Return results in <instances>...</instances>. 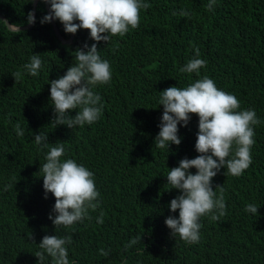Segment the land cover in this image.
Wrapping results in <instances>:
<instances>
[{"label": "trees", "instance_id": "obj_1", "mask_svg": "<svg viewBox=\"0 0 264 264\" xmlns=\"http://www.w3.org/2000/svg\"><path fill=\"white\" fill-rule=\"evenodd\" d=\"M34 1L0 0V13L13 25L26 26ZM207 3L151 0V7L140 11L138 28L100 42L86 28L72 42L60 40L52 22L41 23L48 12L45 0L37 2L29 29L12 30L0 17V264H40L39 242L49 234L72 236L67 247L76 264H264V0H217L215 11ZM185 8L190 17L180 15ZM85 43H98L111 63V82L94 87L103 114L91 125L57 126L50 81L76 63L75 50ZM197 47L206 67L200 75L181 72ZM33 54L44 61L38 76L23 67ZM204 75L235 93L241 109H255L262 122L255 126L252 163L244 174L226 175L222 168L213 177L217 193L225 190L226 215L218 221L203 216L201 239L189 244L165 223L169 215L179 216L169 204L181 191L168 189L166 174L182 158L200 154L199 115L192 113L189 124L179 126L181 144L160 149L159 96ZM17 122L23 136L17 135ZM40 131L48 133L50 144L64 143L67 157L95 173L100 204L70 227H57L49 218L56 197L45 196L40 169L48 149L35 143ZM249 202L260 206L258 213L245 211ZM133 238L138 242L129 247ZM51 261L49 256L45 264Z\"/></svg>", "mask_w": 264, "mask_h": 264}, {"label": "clouds", "instance_id": "obj_2", "mask_svg": "<svg viewBox=\"0 0 264 264\" xmlns=\"http://www.w3.org/2000/svg\"><path fill=\"white\" fill-rule=\"evenodd\" d=\"M51 10L42 18L41 23L59 20L67 33H76L80 28L90 29V37L96 42L110 41L113 36H124L131 28H138L140 11L151 7V0H48ZM217 0H208L207 9L215 11ZM180 15L190 17L188 9H181ZM35 11L28 13V23H35ZM76 21H79L77 23ZM76 63L65 74L50 81V98L54 105V118L57 126L66 124L70 128L91 125L98 121L104 111L101 95L94 91L98 84H108L112 80L109 60L100 54L98 43L75 50ZM44 61L40 55L33 54L24 69L32 76H38ZM206 59L200 56L197 47L195 55L180 68L181 72L200 75L206 67ZM18 78L21 73L14 74ZM159 105L164 106L160 121V131L156 136V146L169 149L174 143L181 144L183 137L179 126H187L191 114L199 115L196 150L199 155L187 156L178 166L170 167L167 175L168 189H179L180 194L169 204L172 213L166 218V225L174 237L179 236L189 244L198 243L203 227L201 218L209 215L212 220H220L227 213L225 190L213 187V177L222 168L226 175H243L252 163L251 148L255 143V126L262 121L253 108L241 109V102L235 93L227 92L217 86L213 78L204 75L186 87L172 85L160 92ZM79 109L75 115L72 110ZM15 129L17 135H24L19 122ZM35 143L41 150L48 149L40 171L43 173L45 196L49 193L56 197L49 218L58 227H70L83 221L89 209H96L101 195L95 173L85 164L66 156L64 143H49L48 133L35 134ZM193 167L196 169L192 171ZM10 187V185H8ZM260 206L247 203L245 211L258 213ZM103 213L98 221L103 223ZM71 235L49 234L39 242L40 264L52 258L51 264H76L69 257L67 247ZM138 242L133 238L129 247ZM101 251H104L103 249ZM108 253L105 252V255Z\"/></svg>", "mask_w": 264, "mask_h": 264}, {"label": "water", "instance_id": "obj_3", "mask_svg": "<svg viewBox=\"0 0 264 264\" xmlns=\"http://www.w3.org/2000/svg\"><path fill=\"white\" fill-rule=\"evenodd\" d=\"M38 1H39V0H35V1H34L33 10L35 11V16H37V9H36V6H37V2H38ZM45 2H46V6H47V9H48V12H49V11L51 10V8H50V4H49L48 0H45ZM0 17L6 22L7 26H8L10 29H12V30H24V29H29V28H31V27L35 24V23H29V24L26 25V26H15V25H13L10 21H8L7 18H6L5 16H3L1 13H0ZM77 23H79V21H78ZM52 24H53V27H54V29H55V32H56V34L58 35V37L60 38V40H62V41L65 42V43H67V42H72V41H73L75 33H72V34H71V37L68 38V39H67V38H64V37L62 36V34H61V31H60V29H59V27H58V25H57L55 19H53Z\"/></svg>", "mask_w": 264, "mask_h": 264}]
</instances>
